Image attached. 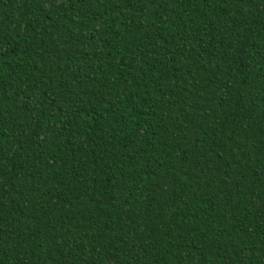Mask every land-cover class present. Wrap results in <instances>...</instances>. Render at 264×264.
<instances>
[{"label":"trees","instance_id":"16d2710c","mask_svg":"<svg viewBox=\"0 0 264 264\" xmlns=\"http://www.w3.org/2000/svg\"><path fill=\"white\" fill-rule=\"evenodd\" d=\"M0 264H264V0H0Z\"/></svg>","mask_w":264,"mask_h":264}]
</instances>
